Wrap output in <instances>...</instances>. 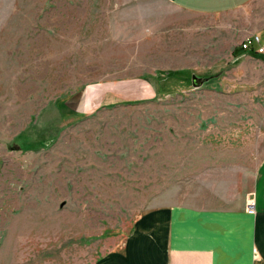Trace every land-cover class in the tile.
I'll list each match as a JSON object with an SVG mask.
<instances>
[{"label": "rangeland", "instance_id": "374dc122", "mask_svg": "<svg viewBox=\"0 0 264 264\" xmlns=\"http://www.w3.org/2000/svg\"><path fill=\"white\" fill-rule=\"evenodd\" d=\"M263 30L264 0H0V264H91L152 208L246 204Z\"/></svg>", "mask_w": 264, "mask_h": 264}, {"label": "crops", "instance_id": "0c3cea01", "mask_svg": "<svg viewBox=\"0 0 264 264\" xmlns=\"http://www.w3.org/2000/svg\"><path fill=\"white\" fill-rule=\"evenodd\" d=\"M165 1L189 14L213 16L254 0ZM251 199L253 214L246 211L247 203L236 209L173 205L147 210L128 236L106 245L91 264H264V157Z\"/></svg>", "mask_w": 264, "mask_h": 264}, {"label": "built area", "instance_id": "2783aa9c", "mask_svg": "<svg viewBox=\"0 0 264 264\" xmlns=\"http://www.w3.org/2000/svg\"><path fill=\"white\" fill-rule=\"evenodd\" d=\"M260 44V40L258 37L256 36H250V37H247L242 45H241V48L242 50L246 51V52H249L251 50H253L252 48L256 45H258V48H257V53H260V54H264V47H262ZM254 201L253 199H250L248 202H247V206H246V211L249 213V214H253L255 212V209H254Z\"/></svg>", "mask_w": 264, "mask_h": 264}, {"label": "water", "instance_id": "95a60500", "mask_svg": "<svg viewBox=\"0 0 264 264\" xmlns=\"http://www.w3.org/2000/svg\"><path fill=\"white\" fill-rule=\"evenodd\" d=\"M193 80H192V86L193 87H197L198 85H197V80H198V78L196 77V76H193V78H192Z\"/></svg>", "mask_w": 264, "mask_h": 264}, {"label": "trees", "instance_id": "16d2710c", "mask_svg": "<svg viewBox=\"0 0 264 264\" xmlns=\"http://www.w3.org/2000/svg\"><path fill=\"white\" fill-rule=\"evenodd\" d=\"M254 51V50H253ZM248 53H250V52H248ZM253 54H256V52H254Z\"/></svg>", "mask_w": 264, "mask_h": 264}]
</instances>
